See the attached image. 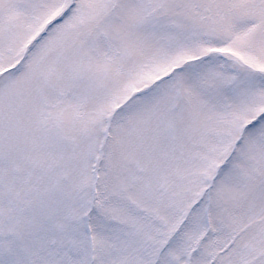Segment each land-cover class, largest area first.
<instances>
[{
    "label": "snow or ice",
    "instance_id": "obj_1",
    "mask_svg": "<svg viewBox=\"0 0 264 264\" xmlns=\"http://www.w3.org/2000/svg\"><path fill=\"white\" fill-rule=\"evenodd\" d=\"M0 264H264V0H0Z\"/></svg>",
    "mask_w": 264,
    "mask_h": 264
}]
</instances>
